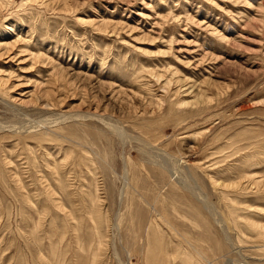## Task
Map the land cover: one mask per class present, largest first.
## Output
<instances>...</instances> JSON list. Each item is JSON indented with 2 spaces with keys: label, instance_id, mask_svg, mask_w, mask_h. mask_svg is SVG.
I'll list each match as a JSON object with an SVG mask.
<instances>
[{
  "label": "rangeland",
  "instance_id": "obj_1",
  "mask_svg": "<svg viewBox=\"0 0 264 264\" xmlns=\"http://www.w3.org/2000/svg\"><path fill=\"white\" fill-rule=\"evenodd\" d=\"M0 264H264V0H0Z\"/></svg>",
  "mask_w": 264,
  "mask_h": 264
}]
</instances>
